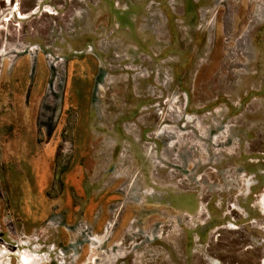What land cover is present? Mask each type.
<instances>
[{"label": "rangeland", "instance_id": "obj_1", "mask_svg": "<svg viewBox=\"0 0 264 264\" xmlns=\"http://www.w3.org/2000/svg\"><path fill=\"white\" fill-rule=\"evenodd\" d=\"M262 194L264 0H0V264H264Z\"/></svg>", "mask_w": 264, "mask_h": 264}, {"label": "bare ground", "instance_id": "obj_2", "mask_svg": "<svg viewBox=\"0 0 264 264\" xmlns=\"http://www.w3.org/2000/svg\"><path fill=\"white\" fill-rule=\"evenodd\" d=\"M9 1V0H7ZM14 6V5H13ZM14 9V8H13ZM17 12V11H16ZM18 14V13H17ZM22 17H25L24 15L21 14ZM206 179H208V185H211L212 184V178H213V175L210 173L208 176L205 177ZM203 179H201V182H202ZM208 187V186H207ZM224 188V186H222ZM199 190H201V195H203L204 191H203V187H201ZM209 197V196H208ZM261 204L263 205V208H264V194H262V201H261ZM262 207V206H261ZM24 260H27V258H24Z\"/></svg>", "mask_w": 264, "mask_h": 264}, {"label": "clouds", "instance_id": "obj_3", "mask_svg": "<svg viewBox=\"0 0 264 264\" xmlns=\"http://www.w3.org/2000/svg\"><path fill=\"white\" fill-rule=\"evenodd\" d=\"M24 264H28L27 260H24Z\"/></svg>", "mask_w": 264, "mask_h": 264}]
</instances>
